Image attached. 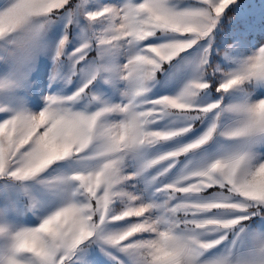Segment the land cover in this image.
<instances>
[{
	"label": "snow or ice",
	"instance_id": "obj_1",
	"mask_svg": "<svg viewBox=\"0 0 264 264\" xmlns=\"http://www.w3.org/2000/svg\"><path fill=\"white\" fill-rule=\"evenodd\" d=\"M81 19L79 43L69 52V28ZM58 22L63 29L43 41ZM257 30L264 34V5L257 14L243 0H2L0 68L8 74L0 78V177L23 184L56 162L69 167L38 181L61 194V202L37 226L10 235L0 264H76L77 253L93 245L116 264L125 262L108 249L127 264H205L203 253L230 233L234 244L245 227L264 252V233L255 232L251 219L259 217L256 226L264 227V153L256 150L264 137V98L223 103L235 88L264 84V44L249 55L238 53L230 70L209 63L213 51L230 58ZM190 49L194 53L182 57L190 78L174 94L150 98L157 73ZM42 53L51 61L49 91L32 111L25 98L39 88L36 58ZM209 69L215 82L204 78ZM77 76L69 94L51 91ZM98 81L119 99H104ZM119 83L125 87L117 89ZM205 91L220 99L197 103ZM209 114L208 127L195 139L157 148L192 133ZM225 114L236 117L234 127H219ZM130 128L136 130L132 138ZM214 135L241 143L170 175L179 157ZM133 157L140 160L128 173ZM151 169L155 173L146 176Z\"/></svg>",
	"mask_w": 264,
	"mask_h": 264
},
{
	"label": "rangeland",
	"instance_id": "obj_2",
	"mask_svg": "<svg viewBox=\"0 0 264 264\" xmlns=\"http://www.w3.org/2000/svg\"><path fill=\"white\" fill-rule=\"evenodd\" d=\"M2 2V0H0ZM116 0H100L101 4L104 3H115ZM238 3L241 0H237ZM243 2L250 4L253 10L259 14L261 11V6L264 5V0H243ZM84 21L81 19L75 26H70L69 28V38L70 43L67 45V51L71 52L73 48L79 43L80 29L83 26ZM63 29V22H58L53 25L52 28L44 34L43 41H47L48 37L53 31H61ZM264 34L260 31H256L252 36L246 41L244 47L234 51L230 54V58H226L225 55H218L216 51L212 52L210 56L209 63L213 65H219L224 70H230L235 67L234 61L241 58L238 53L242 52L243 55H249L251 50L255 47H259L260 44H264ZM263 40V41H262ZM3 42L0 41V44ZM232 43V41H229ZM214 48L217 44L214 43ZM223 45H219V49L223 51ZM194 53V50L190 49L188 52L181 54V57H177L171 62V65H164V71L157 73V82L149 93V97H155L157 95H172L182 86L185 80L190 78L191 72L187 66L182 62V57H189ZM96 56V52L93 50L89 53V58ZM119 62L123 63L124 58L120 57ZM85 62H81L77 67L84 66ZM51 68L50 59L43 53L38 55L36 58V69L38 70L39 78L37 83L39 88L34 91L29 97H26V107L32 111H38L42 107V101L40 100V95L44 92L49 91L48 89V71ZM8 72L0 68V78L6 76ZM219 75L218 73L216 74ZM37 72L31 73V77H36ZM206 80H212L215 82L216 77L211 74V69L209 73L204 77ZM80 77H74L72 82L65 85L63 82L54 84L51 91L69 94L75 89L79 83ZM99 86V92L103 94L104 99H111L116 101L119 99L118 94H113V90L109 85L104 84L101 81L96 82ZM125 85L119 83L116 85L117 89H123ZM96 91V89H93ZM264 98V84L257 85L254 88L251 86H243L241 88H235L229 93H226L223 97V103H241V102H252ZM220 99V94L215 91L207 92L197 98V103L203 102L208 103L213 100ZM3 101V93L0 92V102ZM84 102H81L83 105ZM212 114L204 119L203 122L196 121L194 124V130L192 133L178 138L176 141H171L168 144L157 146V148L167 149L173 146L175 143H188L190 140L195 139L199 136L207 127L210 122ZM167 122L166 120L160 121L159 124L163 125ZM236 125V117L231 114H225L219 121V127L230 128ZM258 142L256 144V150L260 153H264V137L257 138ZM241 141L239 139H226L225 137L214 135V137L209 140L205 145H202L200 149L196 150L194 153L184 154L178 158L176 165L171 170L170 175L175 176L178 172L189 162H196L204 157L210 156L212 154H217L223 151L234 150L239 147ZM156 151V148L150 149L149 152ZM139 157H133V159L127 162L128 166L125 171L131 173L135 170L139 163ZM69 167L67 161L56 162L51 165L46 171L41 173L37 178L25 181L23 184L19 181H15L10 177H0V258L4 257L10 245V235L15 231L23 227H34L37 226L40 220L53 211L61 202V194L53 193L52 191L46 189L42 184L38 183L39 180L50 179L53 176L62 174ZM155 173V169H151L146 173V176ZM129 183H133L130 181ZM142 187V185H140ZM155 198V197H154ZM5 205H11L16 209L15 212L7 211ZM253 229L255 232L264 233V227L256 226V221L259 217H252ZM247 225L248 222H243ZM249 229L245 227V233H248ZM241 233L240 237H237L234 244H230L233 240V235L230 233L228 239L222 242L220 245L213 249H210L203 253L202 261L205 264H210V262L223 255L229 251L237 256H242L246 260L250 261L251 264H264V252L259 251L258 246L253 242L250 235H245ZM109 252L119 260L124 261L127 264L126 258L115 249H108ZM77 260L74 257L76 264H116L115 260L109 259L100 253L99 249L93 245L86 252H78Z\"/></svg>",
	"mask_w": 264,
	"mask_h": 264
},
{
	"label": "clouds",
	"instance_id": "obj_3",
	"mask_svg": "<svg viewBox=\"0 0 264 264\" xmlns=\"http://www.w3.org/2000/svg\"><path fill=\"white\" fill-rule=\"evenodd\" d=\"M135 129L130 128L128 130V138H132L135 135ZM112 135L114 137H119L120 139H124V135L117 132V131H113ZM221 259H226L227 260V264H247L248 260H246L244 257L242 256H237L235 254H233L232 252H226L223 255L215 258L212 260L213 264H215V262L221 260Z\"/></svg>",
	"mask_w": 264,
	"mask_h": 264
},
{
	"label": "trees",
	"instance_id": "obj_4",
	"mask_svg": "<svg viewBox=\"0 0 264 264\" xmlns=\"http://www.w3.org/2000/svg\"><path fill=\"white\" fill-rule=\"evenodd\" d=\"M263 40H264V39H263ZM263 40H262V41H263Z\"/></svg>",
	"mask_w": 264,
	"mask_h": 264
}]
</instances>
